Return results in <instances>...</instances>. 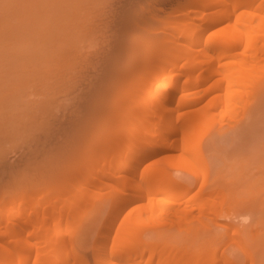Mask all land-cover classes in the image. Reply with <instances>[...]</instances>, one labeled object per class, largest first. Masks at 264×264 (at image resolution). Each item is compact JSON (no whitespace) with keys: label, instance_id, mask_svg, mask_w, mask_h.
<instances>
[{"label":"rangeland","instance_id":"1","mask_svg":"<svg viewBox=\"0 0 264 264\" xmlns=\"http://www.w3.org/2000/svg\"><path fill=\"white\" fill-rule=\"evenodd\" d=\"M138 1L0 0V192L39 190L43 189V185L48 187L46 183H52V180L65 176L62 172L69 169V165L74 168L78 162L83 163L84 156L87 160L86 156L89 154L85 153L92 152L90 149L87 150L92 144L90 142L100 139L101 133L112 128L108 126L110 120H106L108 118L106 113L117 105L113 102L117 101L114 100L115 96L120 94L118 88L114 87L116 72H119L118 66L125 64L128 57L118 66H111V63L118 61L124 50L125 52L130 50V46L132 48L134 46L136 48L134 51L138 52L144 43H149L148 47L152 50V46H155L152 41H160L157 39L160 32L154 34V31L161 30L163 23H167L169 18L176 14L177 10L173 12V9L177 1L183 0H152V4H149L152 1L148 0L146 3L147 0H143L142 6L141 4L137 6ZM127 3L130 5L129 9L132 7L131 4L134 5L133 16L139 14L138 19L142 21L145 18L143 28L148 27L146 31L145 29L132 31L128 35L125 34L126 36H121L120 29L125 18L123 13L131 12L122 10ZM143 4L145 8H151V5L155 4V9H151L161 14L157 15L153 11L156 16L149 10L152 14L147 15L148 9L145 10ZM145 14L147 16H144ZM154 16L155 20H152ZM119 46H122L121 49ZM151 52L155 53L153 50ZM152 53L147 54V59L152 60ZM136 63L134 61L132 65ZM262 68L259 72L256 70L257 72L253 73L255 75H252L247 83L250 86L246 85L247 90L244 86L243 93L246 96L241 92L240 98L239 95L237 96L239 99L235 98L239 103L243 100V106L233 101V104L231 103L233 110L225 112L222 104L221 111H224V115L219 109L217 114L220 111V115L215 114L216 118L221 116L219 120L212 115L215 120L210 116L213 120L208 119L209 124L208 121L202 123L204 126L200 125L194 134L196 136L193 135L187 143L188 146L191 144V147L187 150L183 148L176 150L175 147L160 148L147 156L139 165V171L137 169L136 173L139 175L136 174V178L140 183L143 176L153 173L154 171H151L155 169L165 171L167 177L171 175L181 186L188 189L183 196L186 197L183 198L184 201L192 192L202 190L196 196V201L203 205L184 212L187 211L184 206L187 202L182 199L184 203L178 204L179 207L169 209L176 210L175 212L165 210L164 207L168 205L162 207L161 211L154 208L147 210L145 209L147 206L141 205H149L147 200L150 199H147V196L135 198L115 216L110 228L113 236L110 234L108 241L113 240L118 234L130 208L138 206L140 209L141 206L145 212L137 219L138 222L141 221L140 235L136 231L138 236L150 238L155 234L167 233L170 238L176 239L177 244L186 245V249L190 250L186 251L189 252L186 253L188 256L196 249H202L207 255L209 253L214 255L215 252L217 264H221L224 257L238 264H249L247 253L253 251L252 256H256H254L256 262L260 258L264 259V239L262 238L263 243L259 239L261 233L264 237V67ZM207 94L213 96L214 92L210 91ZM207 94L204 95L203 101L210 98ZM229 111H233L232 115ZM107 122L106 130V126L103 125ZM115 122L116 120L111 126H115ZM101 129L106 131H99ZM96 134L98 139L92 141ZM198 136L202 140L198 141ZM96 150L93 163L101 159L100 150L97 152ZM198 152L202 153L201 157L206 158L207 165L201 162V153L198 155ZM90 156L89 160L93 157ZM150 161L151 166L145 168ZM78 166L79 164L75 165ZM189 169L193 170L195 175L189 173ZM118 171L117 175L123 173ZM111 178H102V182L106 181L105 183L111 185L96 181L94 184L97 186L92 187L93 183L87 186L88 195L80 204L77 203L79 205H76L78 209L74 219L66 223L67 232L64 237L65 239L68 237L66 240H72L76 246L77 257L72 259L73 264H80L79 261L82 259L88 261V264H94L95 247L99 241L95 237L100 223L110 210V199L106 196L110 192L113 193L115 188L120 189L123 184L121 176L113 179L115 181H111ZM60 179L56 180L57 183L62 182ZM146 183H149L148 180ZM180 184L176 186V192L181 188ZM73 185L76 186L75 183ZM252 189L253 192H250ZM157 195L165 196L159 192L155 198ZM212 198L217 199L219 203L214 199L216 203L213 206ZM215 204L218 209L221 206L230 209L237 218L232 217L228 220L227 217L221 216L214 220L213 212H209V208L211 206L212 209H217ZM225 222H230L227 228L218 226V223ZM110 242H106L105 245L110 246ZM170 242L167 243L173 245ZM216 248L217 250L213 251ZM147 255V252L142 256L136 254L134 257L137 263L134 257L129 263L145 264L143 261ZM165 255V258L162 256L163 258L159 261L154 260L152 264H155V261L161 264L164 259L165 264H170L169 255ZM180 257L178 255L176 260ZM117 264L122 262L118 261ZM190 264H194L193 260Z\"/></svg>","mask_w":264,"mask_h":264},{"label":"bare ground","instance_id":"2","mask_svg":"<svg viewBox=\"0 0 264 264\" xmlns=\"http://www.w3.org/2000/svg\"><path fill=\"white\" fill-rule=\"evenodd\" d=\"M138 2L139 4L136 5L140 6L141 4L142 6L143 0L141 3L140 0ZM145 2L148 3V0ZM152 3L153 1L149 4ZM123 5H125L124 2ZM128 6L130 5L127 3L122 8L123 11L126 9V11L131 12L123 13L125 18L122 22V28L120 27L121 36L128 35L132 31L144 29L146 31L148 29V27L143 28L144 17L142 21V19H138L139 14L138 16L132 15L134 5L131 4L130 9ZM143 7L145 8L144 4ZM151 8L155 9V4L154 6L151 5ZM151 8H145V10L148 9L147 15L149 14V16L152 14L151 10L152 12L155 11ZM173 10V12L176 11V14L171 11L170 15H173L169 18L170 20L163 23L161 30L154 31V34L160 32L157 38L160 41L154 40L155 42L152 41V44L154 43L155 46L150 45L155 52L154 54L148 47L149 43H144L148 49L143 44L141 47L144 49L140 48V51L135 52L136 48L130 46V50L126 52L122 50L123 54L120 51L122 55L117 59L118 61H112L114 64L111 63V66H118L123 59L128 57L125 64L122 63L118 66L119 70L117 69V71L119 72H116L114 68L118 80L113 81L115 85L113 86L118 88L120 94H117L118 98L117 95L115 96L116 99L114 100L117 101H113L117 105L110 108L112 110L106 113L108 118L111 117L110 119L106 118V120H110V125L108 122L103 125L112 128L105 132L108 129L106 126V130H99L105 132L101 133V136L99 133L100 139L97 138L98 133L96 138L92 139V141L98 140L90 142L92 144L88 146L87 150H92V152L94 150V153H85L86 155L89 154L88 157L86 156L87 160H85V156L83 157L86 162L82 160L83 163L78 162L79 166L75 167L78 165L75 164L74 168L69 165V169H73L67 168L68 172L64 170L62 173H65V176L61 173L64 176L62 179H60L61 176H56L62 182L57 183L58 178H56L52 180V183H46L48 187L43 185L46 188L42 186L43 189L39 188V190L0 192V264H73L72 259L77 257L76 246L71 242L72 240L68 241L69 239L66 240L68 237L66 239L64 237L67 232V221L74 219L78 209L76 205H79L80 201L82 202V199L88 195L87 186L92 183V187L93 185L94 187L97 186L94 184L96 181L101 182L100 184L105 183L106 181L102 182V178L112 177L110 180L115 181L113 179L119 176L123 178L121 188H115L114 191L112 190L113 193L110 192L111 194L106 196L110 199V210L100 223L98 234L95 237L99 241H97V245L95 244L94 264H117L118 261L122 264H130L129 261H132L136 254L142 256L145 252L148 253L145 260L143 259L145 264H152L156 259L159 261L165 254L169 255L170 261L168 263L170 264H190L192 260L194 264H217L218 258L215 252L214 255L211 253L207 255L202 249H196L192 255L188 256L186 255L189 253L186 252L188 250L186 245L177 244L176 239L170 238L167 233L155 234L154 237L151 236L152 238L148 237L149 239L137 235V232L139 234L140 231L139 227H141V221L138 222L137 219L141 217L142 212H145L144 207L141 209V206H147L145 207L147 210L154 208L161 211L162 207L168 205L164 207L165 210L172 211L174 208L176 209L175 206L178 204L187 202L184 204L187 211L184 210V207L183 210L188 212L190 209L203 204L196 201V196L202 190L192 192L184 201L183 198L186 197L183 196L188 189L181 186L180 182L171 175L167 177L166 172L161 169L153 168L156 171L152 170L153 173L150 172L151 174L148 173L149 175L143 176L142 183L136 178V174L139 171V165L145 161L146 157L160 148L171 147L174 149L175 147L176 150L177 148L187 150L191 147V144L187 145L190 142L189 139L196 133L200 125L201 127L204 126V122L207 121L209 124V120L212 121V118H216L215 114L219 109L221 111L222 104L225 112L231 110V105L238 102L235 98L239 99L240 93H245L243 88L246 85L250 86L247 83H249L252 75H255L253 73H256V70L259 72V69L264 67V0H183L177 1ZM155 12L157 14L158 11ZM156 16L151 19L155 20ZM145 25L146 23H144ZM146 49L147 51H145ZM147 52L152 53V60L147 59ZM140 59L142 60L140 61ZM134 61L138 63L132 65ZM246 87L247 90L248 87ZM210 91L214 92L213 96L207 94ZM205 94L210 98L203 101ZM249 94L248 92V97ZM242 102L238 103L243 106ZM110 112L111 115H109ZM229 112L232 115L231 112L233 111ZM221 113L223 114L224 111ZM219 118L216 119L219 120ZM115 120L116 125L111 126ZM200 136L197 138L198 141L202 140L201 137L203 136ZM194 139L192 138V140ZM192 145L195 147L194 144ZM97 148L101 152V159L97 163H93ZM90 155L93 156L91 160L88 159L91 157ZM201 156L202 153L200 155L201 162L207 165L206 158ZM192 161L194 162V160ZM150 164L152 161L146 164L145 168L151 166ZM118 170L123 173L117 175ZM188 172L195 175L191 169ZM81 178L83 180H80ZM144 179L146 182L148 180L149 183L147 184ZM49 184H52L53 187L51 185L50 187ZM105 184L111 185L110 183ZM178 184L181 188L176 192ZM112 185L114 186V184ZM159 192L165 196L158 197L157 195L155 198ZM250 192H253V189ZM214 193L216 194L215 191ZM210 194L209 196H211ZM143 196L150 199L147 200L149 205L143 204L139 206L140 209L137 208L138 206L130 208L131 212H127L126 219L123 221V229L121 227L118 230L121 232L117 231L118 234L113 237V240L108 241L111 234L110 228L118 212L122 211L131 200ZM218 200L222 201L221 199ZM215 201L211 202L213 206L214 203L218 202ZM210 211L213 212L214 220L221 216L227 217L228 220H231L232 217L237 218V215H233L230 209L222 208V206L219 209H212L210 206ZM230 222L218 223V226L227 228ZM55 228L56 230H54ZM261 234L259 239L262 242L264 237L263 233ZM168 241H171L170 244L173 245H169ZM106 242H110V246L105 245ZM105 246L109 248L106 249ZM216 250L217 248L213 249V251ZM253 252L247 253L249 264L256 262L255 255L252 256ZM178 255L181 257L176 260ZM165 260H162V263L160 260V263L163 264L166 262ZM261 260L262 258L258 260V262H262L259 264H264V259ZM87 262L84 259L79 261L80 264H88L89 262ZM258 262L256 263L258 264ZM155 264L159 263L155 261ZM221 264L238 263L224 257Z\"/></svg>","mask_w":264,"mask_h":264}]
</instances>
